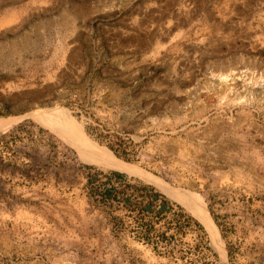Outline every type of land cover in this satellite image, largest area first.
Wrapping results in <instances>:
<instances>
[{
	"label": "rangeland",
	"instance_id": "1",
	"mask_svg": "<svg viewBox=\"0 0 264 264\" xmlns=\"http://www.w3.org/2000/svg\"><path fill=\"white\" fill-rule=\"evenodd\" d=\"M0 126V264H264V0H0Z\"/></svg>",
	"mask_w": 264,
	"mask_h": 264
},
{
	"label": "trees",
	"instance_id": "2",
	"mask_svg": "<svg viewBox=\"0 0 264 264\" xmlns=\"http://www.w3.org/2000/svg\"><path fill=\"white\" fill-rule=\"evenodd\" d=\"M87 167L91 168V166L87 165ZM125 174L123 172L111 170L106 173L105 181L101 182L100 188L95 186V189H98L100 193L101 199L103 201L110 200H122L125 205H129L131 201V196L133 192H128L124 188L117 190V186L114 185V180L116 182L122 183L123 177ZM112 177L114 179H112ZM96 181V174H87V183L89 186L94 184ZM142 195V200L140 201L143 205L140 207V210L150 211L155 210L157 214L162 213L166 209V199L163 198V195L157 191H152V188L149 186H143V189L140 190ZM158 201V203H157Z\"/></svg>",
	"mask_w": 264,
	"mask_h": 264
},
{
	"label": "bare ground",
	"instance_id": "3",
	"mask_svg": "<svg viewBox=\"0 0 264 264\" xmlns=\"http://www.w3.org/2000/svg\"><path fill=\"white\" fill-rule=\"evenodd\" d=\"M39 115L42 117V118H47L48 117V111L47 112H42V113H39ZM3 122H5L3 120ZM9 124V123H8ZM1 127V126H0ZM5 126H3L4 128ZM82 145L85 147L84 149L86 150V148H89L90 150H92L94 152V157L98 158L97 161H102L104 162L105 164L111 166V167H114V168H117V169H120V170H126V171H129V172H134V173H138V174H143V171L133 167L132 165L130 164H125L123 163V161H120V160H117L116 158L108 155V151H105V149H101L99 147H97L96 144L94 143H90L88 141H83ZM91 151V152H92ZM90 154V153H89ZM93 156V155H92ZM96 158L92 159V160H95L96 161ZM144 175H147V174H144ZM150 176V175H148ZM152 178V177H151ZM154 178V177H153ZM152 178V180H154ZM156 180V179H155ZM154 180V181H155ZM167 192L177 198H179L181 201L183 202H187L188 204H190V206H192L195 210V212L198 214L197 216H199L201 218V220L203 222H207L208 220V215L206 216L204 213V211L202 210V208L197 204V202L194 201V197H196L193 193L189 192V191H177V190H173V189H167ZM197 198V197H196ZM199 203V202H198ZM192 208V209H193ZM210 223V221H208ZM207 222V223H208ZM212 224V223H211ZM211 226V225H210ZM208 228V227H207ZM211 229H212V226H211ZM214 231V230H213ZM214 238V237H213ZM221 239V238H220Z\"/></svg>",
	"mask_w": 264,
	"mask_h": 264
}]
</instances>
